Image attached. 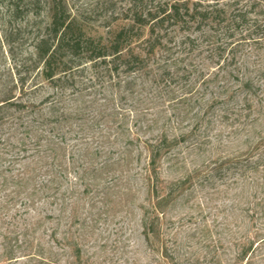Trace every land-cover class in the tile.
Instances as JSON below:
<instances>
[{
    "label": "trees",
    "instance_id": "1",
    "mask_svg": "<svg viewBox=\"0 0 264 264\" xmlns=\"http://www.w3.org/2000/svg\"><path fill=\"white\" fill-rule=\"evenodd\" d=\"M15 2L20 16L39 18L46 12V23L36 30L41 36L34 45V66L42 67V78L52 92L38 106L13 104L17 99L14 93L4 97V105L20 107L26 113L37 112L38 119L40 117L33 121L36 128L22 127L21 152H28L25 142L32 134V153L13 160L30 158L31 161L17 171L18 175L4 177V191L8 186L12 188L4 195L5 205H15L22 198L19 205L22 210L36 211L32 222L25 224L21 220L22 224H16L20 232H8L7 235H14L9 244L5 235L4 263L27 259L37 264H55L51 249L45 247L39 236L45 221L52 218L48 209L53 207L54 195L58 194L65 212L67 195L59 190L68 176L74 175L73 180L84 187L82 194H88L101 183L118 181L112 176L118 171L128 173L131 178H141L148 193L154 194L156 202L148 209L141 208L145 210L142 225L145 237L156 232L155 224L165 216L172 198L201 176L209 178L214 174L223 179L226 173L234 172L241 180L252 181L253 193L247 194L248 205L241 210L249 226L241 232L239 240L234 241L237 246L234 264H264V54L261 53L264 50V0H250L245 8H238L240 2L233 0L225 6L215 4L206 9L200 2H195L198 4L190 9L185 2L168 7V4H155L154 0H127L120 24L105 39L88 35L63 0ZM189 23H197V28L209 23L215 27L216 36L222 31L231 37L243 28L245 34L235 42L221 40V37L205 40L216 66L208 74L198 72L199 68L193 64L184 65L185 57L171 64L170 56L164 61L156 58L160 48L171 52L166 43L159 40L158 32L164 25ZM144 30L148 33L147 40H141ZM186 44L188 54L199 46L196 40H183L182 45ZM242 44H251L257 52L255 59L238 62ZM122 73L150 75V85L143 83L136 88L133 80L121 77ZM195 73L198 76L194 81ZM24 84L21 82V88ZM79 89L90 92L91 99L75 105L76 97L82 94ZM175 89L180 90L181 96H177ZM160 95H166L172 102V106L167 107V116H160ZM207 96L209 102L205 100ZM126 98L131 106L124 110L119 105ZM219 107V118L225 129L216 136V147L203 136L196 143V150L202 153L210 145L211 150L220 153L217 155L226 154L188 171L172 182L167 195L160 196V162L174 148L198 138L203 124H210L208 117ZM172 120L176 126L172 134H168L166 128ZM129 123H133L134 130L128 127ZM118 142L123 143L124 149L115 153ZM167 162L171 168L178 169L184 163L178 155H172ZM11 169L9 166L4 172H12ZM46 204L49 207H43ZM37 206H41V211L36 210ZM211 235L209 226L200 231L205 239ZM16 253L20 256L16 257Z\"/></svg>",
    "mask_w": 264,
    "mask_h": 264
},
{
    "label": "rangeland",
    "instance_id": "2",
    "mask_svg": "<svg viewBox=\"0 0 264 264\" xmlns=\"http://www.w3.org/2000/svg\"><path fill=\"white\" fill-rule=\"evenodd\" d=\"M15 1L0 0V264H37L27 259L4 263L5 235L9 244L14 235H7L8 232H20L16 229V224L20 225L22 221L28 224L36 218V211H24L19 206L22 198L15 205H5L4 195L12 188L8 186L4 191V177L18 175L17 171L22 170L24 164L31 161L27 158L24 161L13 162L15 158L28 157L32 153V142L34 143L32 134L28 136L27 142L24 141L28 152H21L20 143L24 136L22 127L36 128L37 124L33 121L35 118L38 119L37 112L26 113L20 107L4 105V97L14 93L17 99L13 104L38 106L52 92L42 78V67L34 66V45L41 36L36 34V30L46 23V12L39 18L32 15L20 16L19 10H15ZM63 1L71 15L84 25L88 35L104 39L108 38L110 32L120 24L119 18L127 2V0ZM231 1L233 0H154L155 4H168V7L176 2H185L190 9H194L198 4L195 2H200L201 7L206 9L207 6L214 7L215 4L225 6ZM238 1L240 2L238 8H245L250 2ZM214 30L215 27L209 23L201 28H197V23L183 26L164 25L158 32L159 40H162L163 44L166 43L171 52L160 48L156 58L164 61L170 56L168 62L171 64L185 57L184 65L193 64L199 68L198 72L208 74L216 66L213 64L215 57L211 58L205 40H216L221 37V40L235 42L241 40L240 35L245 34L244 28L236 30L231 37H227L222 31L216 36ZM147 34V30H144L141 40H147ZM183 40H196L199 46L188 54L189 45H182ZM261 53L264 54V50H261ZM256 55L257 52L251 44H242L237 55L238 62H248L249 58L255 59ZM168 69L172 70L170 67ZM197 76L196 73L193 75L194 81ZM121 77L133 80L136 88H139L144 84L149 86L152 76L122 73ZM21 82L25 83L23 88ZM79 86L80 84H77V88ZM79 90L82 94L76 97L75 105L78 101L91 99L88 97L90 92ZM175 90L177 96H181L180 90ZM205 100L209 102L210 97H205ZM119 106L127 110L131 106L130 100L126 98ZM168 106L171 107L172 102L166 99V95H160V116L169 114ZM219 114L220 107L208 117L210 124L206 122L203 124L198 138L174 148L171 154L162 159L158 170L160 196L167 195L172 182L182 178L188 171L202 166L215 156L226 154L224 152L217 155L220 153L216 154L211 150L212 146L216 147V136L225 129L222 128L224 125ZM173 120L167 125L168 134H172V128L176 126ZM128 127L135 129L133 123H129ZM203 136L208 137L212 146H207L199 153L196 150V143L201 141ZM223 143L226 144V141ZM114 148V152L117 153L123 151L124 145L118 142ZM172 155H178L184 162L180 169L171 168L167 162ZM113 157L116 158L117 154ZM9 166L12 172H4ZM226 174L223 179L216 178L214 174L209 175V178L201 176L183 193L175 195L172 203L165 209V216H160L158 224H155L156 232L149 233L147 237L144 236L142 227L145 210L141 208H150L156 200L154 194L148 193L141 178H131L128 173L121 174L117 171L112 176L117 177L118 181L101 183L96 190L92 189L88 194H82L84 187L73 180L74 175L68 176L66 183L59 190L67 195L65 199L67 208L65 212L62 211L61 201L58 200L56 193L52 200L53 207L48 209L52 218L45 221L44 229L39 234L40 241L46 248L51 249L55 264H234L237 247L234 241H238L241 232L249 226L244 222L246 215L241 210L247 207L249 198L246 197L247 194L253 193L254 186L252 181H243L234 172ZM37 209L41 211L42 208L37 206ZM12 225L13 227H10ZM204 226H209L212 230L209 239L200 236ZM19 241H22L21 237ZM19 256L20 254L16 253V257Z\"/></svg>",
    "mask_w": 264,
    "mask_h": 264
}]
</instances>
